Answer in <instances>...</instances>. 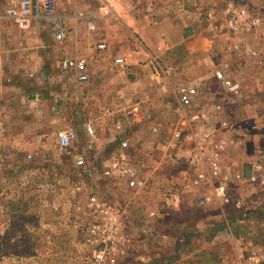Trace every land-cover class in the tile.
<instances>
[{
	"label": "rangeland",
	"instance_id": "obj_1",
	"mask_svg": "<svg viewBox=\"0 0 264 264\" xmlns=\"http://www.w3.org/2000/svg\"><path fill=\"white\" fill-rule=\"evenodd\" d=\"M165 1L140 0L139 5L153 21L161 18L172 28L170 38L180 37V24L190 23L197 28L193 35L199 36L192 46L203 49L207 42L203 36L213 39L217 47L208 75L221 71L241 86L236 94L213 80L199 87L198 105L210 100L220 108L210 122L215 126L226 120L239 128L238 143L226 148L221 163L248 174L257 163L264 174V0H194L199 9L195 13L187 1L190 6L183 2L182 11L167 9L160 17ZM167 4L174 8L182 0ZM180 13L186 14L180 17ZM236 25L239 30H234ZM18 30L11 34L13 40L30 38ZM31 51L27 49L28 55ZM176 53L179 60L185 58L182 51ZM26 60L24 68L29 70ZM168 100L170 111L159 109L153 119L160 120L156 123L166 130L180 120L178 127L192 134L196 124L184 119L175 97ZM143 125L135 129L130 153L147 189L144 185L128 189L121 180L101 177L99 169L107 163L117 139L105 129L96 131L112 144L104 145L100 157L94 158L97 150L85 152L81 128L76 129L78 136L71 148L73 154H86V168L93 176H81L68 152L55 145L62 128L49 130L52 144L43 151L46 157L26 144L24 151H16L19 143L35 139L30 136L34 129H0V143L8 144L4 150L7 161L0 151V264H225L238 251L264 247L262 190L234 182L231 195L234 199L242 196L246 203L243 208L220 206L209 185H191L200 166L188 164L185 154L194 144L178 142L166 147L147 123ZM228 136L219 130L215 139ZM199 196H209L210 201L197 206ZM96 204L104 212L96 211ZM149 213L169 223L148 229L143 220Z\"/></svg>",
	"mask_w": 264,
	"mask_h": 264
},
{
	"label": "crops",
	"instance_id": "obj_2",
	"mask_svg": "<svg viewBox=\"0 0 264 264\" xmlns=\"http://www.w3.org/2000/svg\"><path fill=\"white\" fill-rule=\"evenodd\" d=\"M13 1L0 0V129L6 132L13 128L34 129L30 136L35 138L31 143H19L17 152L24 151L26 144L46 157L43 151L52 144L49 130L55 128L63 129L55 139L58 148L59 134L66 129L72 128L76 133V129L81 128L85 141L83 125L87 121L95 130L105 129L110 134H115L116 123L122 124L131 142L139 126L147 123L149 129L153 123L161 122L153 119V113L159 109L170 111L168 98L176 99L179 87L188 84L200 87L202 83L215 81L214 71L208 75L212 52L217 47L215 41L203 36L207 41L203 49L192 46L199 36L193 35L197 28L190 23L180 24V37L170 38L172 28L161 18L153 21L149 11L139 5L140 0H53L49 11L41 2L36 4L32 0V25L28 31L18 30L14 20L5 15V8ZM187 1L193 7H189L190 10L199 11L194 0H182V5L176 4L174 8L166 0L160 17L168 13L167 9L182 11L183 2L190 6ZM184 14L180 13V17ZM90 24L94 25L93 30ZM15 30L31 36L26 41L13 40L11 34ZM57 32L64 34L63 41L55 39ZM101 41L106 43L104 50L96 48ZM27 49H32L30 55ZM179 51L185 58H177ZM80 56L88 60L89 80L84 83L74 71L60 67L63 58ZM116 57L125 59L124 67L114 64ZM25 60L30 61L29 70L24 68ZM137 102L146 116L136 122L126 117L123 110ZM210 107L209 115L215 117L220 108L209 100L207 108ZM179 121L171 126L178 127ZM97 137L93 150H97L95 159L100 157L104 145L112 144L98 133ZM0 145L2 157L7 161L4 150L8 144ZM114 149L109 151L110 157ZM99 171L101 175V169ZM180 205L183 208L184 205ZM168 223L153 213L143 220L148 229Z\"/></svg>",
	"mask_w": 264,
	"mask_h": 264
},
{
	"label": "built area",
	"instance_id": "obj_3",
	"mask_svg": "<svg viewBox=\"0 0 264 264\" xmlns=\"http://www.w3.org/2000/svg\"><path fill=\"white\" fill-rule=\"evenodd\" d=\"M39 2L49 11L53 5V0H35ZM34 2L32 0H14L13 3L5 8V15L12 18L21 31H28L32 25ZM236 23V22H235ZM232 26V24H231ZM212 27V26H210ZM90 29H94V25H89ZM234 30H239L236 25ZM233 28H231L233 30ZM57 41H63L64 34L57 32L55 34ZM98 50L106 49V43L101 41L96 44ZM122 57L114 58V64L118 67L124 65ZM60 67L63 70L74 71L80 82L89 80L88 60L84 56L66 57L60 61ZM215 81H217L226 91L231 94H236L240 91V84L228 77L221 71H216ZM201 98L200 88L197 85H182L176 93V100L180 109L184 113V119L190 123L196 124V129H193L192 134L185 132L179 127H174L169 130L165 129L162 123H153L149 130L152 134L160 136L164 146L174 147L178 142H192L194 145L186 151V162L193 166H200L195 176L191 180V185L201 186L209 185L212 188L213 197L220 206L233 205L237 208H243L246 203L242 196L233 198L231 195L230 186L234 182L239 184L247 183L251 186H257L262 190L260 199L264 200V174L261 171V165L254 163L251 165V172L246 174L241 169H236L231 165L221 163V154L231 144H237L239 141L238 126L229 123L228 121L217 122L214 126L210 122L211 107L209 101L205 100L201 106L199 104ZM210 109V110H209ZM123 114L133 121H140L142 116H146V111L142 105L137 102L123 110ZM86 135L85 152L94 150L98 141L97 133L94 125L87 121L83 125ZM115 132L116 146L114 153L107 160V163L102 165L101 177L106 180L123 181L125 188L139 189L144 184L141 181L137 169L133 163V158L130 153V138L128 131L122 127V124L116 123L113 127ZM223 130L229 134L223 139H215L217 131ZM76 138V133L73 129H66L59 134L58 146L61 150L68 152L70 158L73 159V165L78 169L81 176H90V171L87 169V158L85 153L73 154L71 151L72 143ZM257 198V201L259 199ZM256 199V198H255ZM197 206H205L209 201V196H199L195 199ZM257 203L256 200L252 202ZM96 211L101 213L104 210L99 204L95 205ZM101 256V255H99ZM225 264H264V247L251 246L250 249L238 254L236 257Z\"/></svg>",
	"mask_w": 264,
	"mask_h": 264
}]
</instances>
